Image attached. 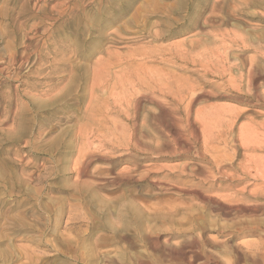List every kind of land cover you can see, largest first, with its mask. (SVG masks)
Masks as SVG:
<instances>
[{
    "label": "rangeland",
    "instance_id": "rangeland-1",
    "mask_svg": "<svg viewBox=\"0 0 264 264\" xmlns=\"http://www.w3.org/2000/svg\"><path fill=\"white\" fill-rule=\"evenodd\" d=\"M262 33L264 0H0V264L262 263L264 108L223 97L264 95Z\"/></svg>",
    "mask_w": 264,
    "mask_h": 264
},
{
    "label": "bare ground",
    "instance_id": "bare-ground-1",
    "mask_svg": "<svg viewBox=\"0 0 264 264\" xmlns=\"http://www.w3.org/2000/svg\"><path fill=\"white\" fill-rule=\"evenodd\" d=\"M223 1V0H222ZM180 4V3H179ZM161 6V5H160ZM156 7H158V5L156 6ZM175 8V7H174ZM225 8V7H224ZM164 10V9H163ZM198 15V14H197ZM204 28V27H203ZM171 31V34H173L174 33V31L175 30H173V29H171L170 30ZM171 34L169 35V36H166L165 38H167V37H170L171 38ZM210 34V33H209ZM262 34H264V33H262ZM222 36H225V35H222ZM225 38V37H224ZM245 40V39H244ZM220 41H222V40H220ZM219 42V41H218ZM246 42V41H245ZM244 42V43H245ZM248 42V41H247ZM236 44H238V43H236ZM235 44V45H236ZM259 45V44H258ZM239 46V45H238ZM233 47V46H232ZM243 47H244V45H243ZM225 48V47H224ZM231 48V47H230ZM229 48V50H231ZM171 50V49H170ZM219 50V49H218ZM262 50V49H261ZM172 51V50H171ZM181 51V50H180ZM191 52V51H190ZM205 52V51H204ZM221 52V51H220ZM234 52V51H233ZM202 53V52H201ZM223 53V52H222ZM172 54H174V53H172ZM171 54V55H172ZM214 54V53H213ZM230 54H232V53H230ZM262 54H264V53H262ZM228 55V54H227ZM219 56V55H218ZM222 56V55H221ZM176 57H179V55H177ZM176 57H174V58H176ZM183 57H188V54H186V55H183ZM206 57V56H205ZM223 57V56H222ZM221 57V58H222ZM207 58V57H206ZM215 58V57H214ZM226 58H228V57H226ZM188 59V58H187ZM200 59H202L201 57H200ZM205 59V58H204ZM229 59V58H228ZM227 59V60H228ZM175 60V59H174ZM174 63V62H173ZM176 63V62H175ZM208 63V62H207ZM257 63V62H256ZM203 66V65H202ZM233 66V65H232ZM254 66V65H253ZM234 67V66H233ZM241 67V66H240ZM205 69V68H204ZM249 69V68H248ZM225 70V69H224ZM223 70V71H224ZM237 70H239V69H237ZM206 71V70H205ZM226 71V70H225ZM248 72V71H247ZM233 73V72H232ZM243 73V72H242ZM231 74V73H230ZM241 74V73H240ZM239 74V75H240ZM248 74H249V78H250V84H249V86H248V90L246 91V95L244 94H241V93H237V92H235V91H232V90H228V92H226L224 95L225 96H223V97H226L227 96V98H235L236 100H244V99H247V98H249V99H247V101H249V100H251V99H255V102H256V104H257V107H260V108H264V95H262V94H259V93H257L256 91H255V87H252V86H254L255 84H256V82H257V79L259 78V77H261L262 75H261V73L258 71V70H256L254 67H252L251 66V68L249 69V72H248ZM247 74V75H248ZM203 75V74H202ZM206 75H207V73H206ZM209 76V75H208ZM207 76V77H208ZM202 77V76H201ZM237 78H238V76H237ZM264 78V77H263ZM239 79V78H238ZM247 79V78H246ZM223 80H224V78H223ZM237 80V79H236ZM228 81V80H227ZM178 82H180L179 80H178ZM229 82H231V81H229ZM263 82V81H262ZM249 83V82H248ZM232 85V84H231ZM192 86V85H191ZM223 85H221V87H222ZM233 87V86H232ZM259 87V86H258ZM220 88V87H219ZM223 88H224V86H223ZM198 89V88H197ZM196 89V90H197ZM228 89V88H227ZM239 89V88H238ZM247 89V88H246ZM259 89V88H258ZM221 90V89H220ZM224 90H225V88H224ZM224 90L223 91H221V92H224ZM236 90V89H235ZM241 90V89H240ZM192 91V90H191ZM206 91H207V89H206ZM259 91V90H258ZM262 92V91H261ZM199 94V93H198ZM205 94V93H204ZM216 94V93H215ZM201 95V94H200ZM222 95V94H221ZM182 96V95H181ZM204 96V95H203ZM192 97V96H191ZM194 97V96H193ZM187 98V97H186ZM201 98V97H200ZM198 99V98H197ZM190 100V99H189ZM188 100V101H189ZM196 100V99H195ZM199 100V99H198ZM178 101V100H177ZM187 101V102H188ZM190 103H189V106H188V109H191V105H192V103L194 102V99L192 98V100L191 101H189ZM198 102V101H197ZM251 102V101H250ZM255 102H254V104H255ZM161 103V102H160ZM181 103V102H180ZM186 103V102H185ZM177 104V103H176ZM183 104V103H182ZM196 104V103H195ZM163 106V105H162ZM187 106V105H186ZM193 108V107H192ZM235 108V107H234ZM230 109V108H229ZM228 110V109H227ZM216 111H218V110H216ZM222 111H224V110H222ZM242 111V110H241ZM241 111H232L231 110V112H232V114L233 115H231L230 116V114L228 115L229 116V118H228V122H232V120L234 119V118H238V117H240L241 116V114H242V112ZM246 112V111H245ZM248 112V111H247ZM186 113H187V110H186ZM229 113V112H228ZM192 114V113H191ZM217 115V114H216ZM223 115V114H222ZM226 117V116H225ZM244 117V116H243ZM212 118V117H211ZM215 118H216V116H215ZM190 119V118H189ZM213 119H214V117H213ZM220 119V118H219ZM239 119V118H238ZM210 120H212V119H210ZM218 120V119H217ZM189 121V120H188ZM219 121V120H218ZM182 122V121H181ZM185 122V121H184ZM194 122V121H193ZM226 122V121H225ZM220 123V122H219ZM224 123V122H223ZM235 124V123H234ZM193 126V124H191L190 123V126ZM216 125V124H215ZM237 125V124H236ZM244 126V125H243ZM242 126V127H243ZM179 126H177V128H178ZM197 127V126H196ZM195 127V128H196ZM234 127V126H233ZM241 127V126H240ZM263 127V126H262ZM180 128V127H179ZM227 128V127H226ZM229 128V127H228ZM252 129H254L253 127H252ZM179 130V129H178ZM231 130H232V128H231ZM255 133V132H254ZM253 133V134H254ZM240 134V133H239ZM242 134V133H241ZM240 134V135H241ZM246 134H247V132H246ZM250 134H251V132H250ZM228 135V134H227ZM249 135V134H248ZM247 135V136H248ZM258 135V134H257ZM260 135V134H259ZM261 136V135H260ZM241 137V136H240ZM253 137H254V135H253ZM264 137V136H263ZM203 138H204V136H203ZM218 138H220V137H218ZM250 138V137H249ZM210 139V138H209ZM242 139H244V137L242 138ZM242 141V140H241ZM258 142V141H257ZM245 143V142H244ZM247 143V142H246ZM255 143H256V141H255ZM252 144V143H251ZM246 145V144H245ZM244 145V146H245ZM253 145V144H252ZM252 145H249L250 147H248L249 148V151H254L255 150V147H254V145L252 146ZM252 146V147H251ZM259 146V145H258ZM237 147V146H236ZM246 147V146H245ZM237 149V148H236ZM241 149H243V148H241ZM260 152V151H259ZM243 154V153H242ZM253 159V158H252ZM230 160V159H229ZM236 160V159H235ZM250 160V159H249ZM256 164L258 163V162H255ZM251 164V163H250ZM231 166H234V163H231ZM257 166V165H256ZM212 167H214V164L212 165ZM229 167V166H228ZM239 167V166H238ZM222 168L223 167H221L220 166V164H218L217 166H216V169H215V171L217 172V174L219 175V176H221V178H223L225 181L222 183L223 185H222V187L223 186H226L227 184H229V185H227V187H230L235 181H234V178H232V177H230L229 175H227V174H225L223 171H222ZM251 169H253V168H251ZM262 169V168H261ZM198 170L200 171H206V173H209V175H211V174H213V172H212V170H213V168H201V167H198ZM232 170V169H231ZM264 170V169H263ZM257 171H258V168H257ZM205 173V172H204ZM256 173H258V172H256ZM260 173V172H259ZM245 174V173H244ZM264 174V173H263ZM247 177H248V175L247 174H245ZM208 176V175H207ZM259 176V175H258ZM212 179H215V178H217L214 174L213 175H211L210 176ZM241 180H242V178H241ZM218 181V180H217ZM247 181V180H246ZM246 183V182H245ZM254 185V184H253ZM233 188V187H232ZM231 189V188H230ZM246 193V192H245ZM245 195V194H244ZM244 200H245V198H243ZM242 199V200H243ZM247 200V199H246ZM244 203V202H243ZM208 208V207H207ZM216 209V211H218L219 213H221V214H225V216H226V214H229V213H231V212H233V211H236V209H234V208H228V207H225V206H222V205H219L218 206V208L216 207L215 208ZM240 210H242V208L240 209ZM238 208H237V211H240ZM247 210H249L250 212H258L259 210H258V208H250V209H247ZM241 212V211H240ZM234 213V212H233ZM256 216L254 215V218H255ZM252 218V217H251ZM256 220H254V219H252V223H254ZM257 223V222H256ZM207 225V224H206ZM250 225H252L251 223H250ZM256 225V224H255ZM210 226V225H209ZM214 226V225H213ZM211 227V226H210ZM257 227V226H256ZM256 227H250V226H246V227H244L243 226V228H241V229H238V230H235V231H229V232H231V234H230V236L234 239V237H235V235L237 236V234H239L240 232L241 233H249V232H252L253 233V231H260V229H258V228H256ZM259 227V226H258ZM234 228V227H233ZM263 229V228H262ZM261 232V231H260ZM222 233H225V232H222ZM257 233V232H256ZM255 233V234H256ZM262 234H263V232H261ZM260 234V233H259ZM246 235V234H245ZM250 235V234H249ZM252 235V234H251ZM258 235V234H257ZM204 236V235H203ZM228 236V235H227ZM241 236H244L243 234L241 235ZM247 236V235H246ZM262 236V235H261ZM240 237V236H239ZM263 238V237H262ZM194 239V238H193ZM233 239H231V240H233ZM196 240V239H195ZM191 240H189V242H190ZM217 241H218V239H217ZM227 241V240H226ZM228 241H229V237H228ZM208 242V241H207ZM193 243V242H192ZM204 243V242H203ZM210 243H215V242H210ZM196 245L197 243L195 242V243H193V245ZM209 244V243H208ZM263 244H264V242H263ZM186 245H187V243H186ZM203 245V244H202ZM212 245V244H211ZM220 245V244H219ZM237 245H238V243H237ZM260 245V244H259ZM258 245V246H259ZM262 245V244H261ZM201 246V245H200ZM207 247V246H206ZM216 247H218V245H216ZM257 247V246H256ZM184 248H186V246L184 247ZM214 248H215V245H214ZM220 248H221V246H220ZM239 248H240V246H239ZM260 247H258V248H256L257 250L259 249ZM181 249V248H180ZM224 249H225V247H224ZM229 249V248H228ZM241 249V248H240ZM185 250V249H184ZM221 250H223V247L221 248ZM261 250H263V252H264V245L262 246V248H261ZM177 251V250H176ZM224 251V253H226V254H229L230 252H228V250L226 249V250H223ZM226 251V252H225ZM244 251V250H243ZM255 251V250H254ZM203 252V251H202ZM209 252V251H208ZM211 252V251H210ZM232 252V251H231ZM233 254H236L235 253V251L233 250ZM245 252H247V251H245ZM257 251H255L254 253H255V255L257 254L256 253ZM259 252V251H258ZM176 253V252H175ZM194 253H195V251H194ZM200 253H201V251H200ZM247 253H249V252H247ZM253 253V254H254ZM172 254H173V252H172ZM206 254V253H205ZM251 254V253H250ZM258 254H260V252L258 253ZM258 254L256 255V257L258 256ZM199 255V254H198ZM222 255V254H221ZM220 255V256H221ZM262 255H263V253H262ZM203 256V255H202ZM207 256V255H206ZM205 256V260L204 261H202L203 262V264H209L210 262H212V261H214V260H216L215 258H214V256H212V255H209V256H207L206 257ZM219 256V257H220ZM234 256V255H233ZM204 257V256H203ZM216 257H217V255H216ZM193 258V257H192ZM192 258H190V259H192ZM234 258V257H233ZM197 259V258H196ZM200 259V261H201V258H199ZM259 259V258H258ZM233 260V259H232ZM261 260H262V263L259 261V260H257L256 258H254V257H251V256H244L242 253H237V255L235 256V258H234V262H232L233 264H241V262H243L244 261V263H246L245 261H248L249 262V264H264V257H262L261 258ZM220 261V260H219ZM141 262V261H140ZM192 262V261H191ZM190 262V263H191ZM193 262H195V260L193 261ZM226 262H229L228 260L226 261ZM225 262V263H226ZM192 264H194V263H192ZM227 264V263H226ZM229 264V263H228Z\"/></svg>",
    "mask_w": 264,
    "mask_h": 264
}]
</instances>
